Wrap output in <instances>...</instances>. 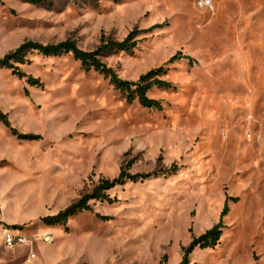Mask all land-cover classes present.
I'll return each instance as SVG.
<instances>
[{
	"label": "rangeland",
	"instance_id": "1",
	"mask_svg": "<svg viewBox=\"0 0 264 264\" xmlns=\"http://www.w3.org/2000/svg\"><path fill=\"white\" fill-rule=\"evenodd\" d=\"M198 1L0 0V58L26 41L92 51L138 31L132 52L102 61L129 81L166 66L174 85L149 91L156 110L71 53L18 64L42 86L0 69V109L20 133L40 135L19 138L0 120L1 230L32 242L2 248L7 264H28L31 247L33 264H181L220 222L219 244L189 264H264V0ZM122 170L152 175L66 225L45 222Z\"/></svg>",
	"mask_w": 264,
	"mask_h": 264
},
{
	"label": "trees",
	"instance_id": "2",
	"mask_svg": "<svg viewBox=\"0 0 264 264\" xmlns=\"http://www.w3.org/2000/svg\"><path fill=\"white\" fill-rule=\"evenodd\" d=\"M27 2L33 4H45L46 0H26ZM162 25L157 24L146 32H150ZM139 34L138 31H133L125 40L115 41L113 39L105 42V38L102 45L95 50L86 51L80 48L74 41H65L59 44H47L38 43L36 41H26L21 44L17 49L8 52L5 56L0 58V69L7 68L13 70L14 74L18 75L20 78H27V81L34 86H42L43 83L40 78L27 75L23 72L18 64H26L30 62L28 58L30 54L37 52L46 57L59 56L66 53H71L74 58L82 63L86 69H94L100 72L104 76L110 79L111 83L120 92L126 95L127 101L134 102L138 101L141 105L147 108H152L156 110H162L163 104L161 101L151 98L148 93L154 88L158 87L161 89H169L174 87V85L163 79L162 77L168 74V69L166 66H160L154 68L149 72L140 76L137 81H129L122 79L119 74L106 63L102 61V56L109 53L116 52H132L138 45V41H133L136 35ZM181 54L173 56L169 63L175 62L177 59H182ZM0 120L3 121L8 127L11 128L13 134L17 135L19 138L24 139H39L40 135L35 134H22L16 128H14L8 118V116L0 109ZM151 173H136L132 174L129 171L122 170L121 173L114 179H102L97 185H95L92 190L88 193H84L81 198L64 210H61L58 214L50 217L44 218L45 222L49 225H66L68 219L74 215H77L84 211H92L93 207L91 201H112L109 191L119 185H124L129 181L137 182L139 180H144L150 177ZM229 211L228 200L225 203L223 209V216ZM107 219L108 217H102ZM220 224L214 226L213 228L207 230L205 233L198 237H194L190 245L185 248L184 259L181 264H189V256L197 248L206 249L214 248L217 246L223 235V231L220 228Z\"/></svg>",
	"mask_w": 264,
	"mask_h": 264
},
{
	"label": "built area",
	"instance_id": "3",
	"mask_svg": "<svg viewBox=\"0 0 264 264\" xmlns=\"http://www.w3.org/2000/svg\"><path fill=\"white\" fill-rule=\"evenodd\" d=\"M198 5L200 7L204 8H213L212 0H199ZM4 207L2 200L0 198V264H7L2 258H1V249L6 248L8 250H13L16 246L19 245H29L32 244L29 237L24 233L20 232L19 230L8 232L7 230H1V227H5L4 223ZM46 241L49 240L48 237H45ZM37 258L36 252L31 247L30 252L28 253L26 257V262L28 264H33L34 260Z\"/></svg>",
	"mask_w": 264,
	"mask_h": 264
},
{
	"label": "bare ground",
	"instance_id": "4",
	"mask_svg": "<svg viewBox=\"0 0 264 264\" xmlns=\"http://www.w3.org/2000/svg\"><path fill=\"white\" fill-rule=\"evenodd\" d=\"M50 240V238H48Z\"/></svg>",
	"mask_w": 264,
	"mask_h": 264
}]
</instances>
